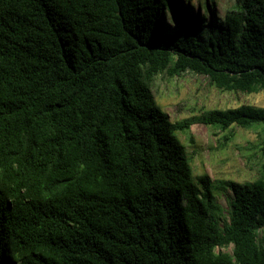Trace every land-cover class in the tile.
Instances as JSON below:
<instances>
[{
    "label": "trees",
    "instance_id": "1",
    "mask_svg": "<svg viewBox=\"0 0 264 264\" xmlns=\"http://www.w3.org/2000/svg\"><path fill=\"white\" fill-rule=\"evenodd\" d=\"M204 20L179 0H0V264H264V107L172 121L153 93L185 72L264 91V0ZM196 122L254 130L256 177L194 175Z\"/></svg>",
    "mask_w": 264,
    "mask_h": 264
},
{
    "label": "rangeland",
    "instance_id": "2",
    "mask_svg": "<svg viewBox=\"0 0 264 264\" xmlns=\"http://www.w3.org/2000/svg\"><path fill=\"white\" fill-rule=\"evenodd\" d=\"M179 3L188 6L194 13L204 15L205 25H211L220 22L225 12L235 6L236 0H179ZM167 20L174 25L171 13L167 15ZM153 93L172 121L198 115L202 109L232 108L241 104L264 107V91H220L209 84L205 76L191 72L175 77L166 74L157 76ZM190 133L191 140L183 133H179V137L191 157L194 175L205 171L212 180L231 179L239 183L256 177V160L249 158L245 149L247 142L256 138L254 130L234 127V137L225 141L218 129L196 122L191 125ZM231 196L230 190L217 193V201L224 210Z\"/></svg>",
    "mask_w": 264,
    "mask_h": 264
}]
</instances>
